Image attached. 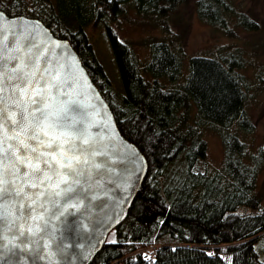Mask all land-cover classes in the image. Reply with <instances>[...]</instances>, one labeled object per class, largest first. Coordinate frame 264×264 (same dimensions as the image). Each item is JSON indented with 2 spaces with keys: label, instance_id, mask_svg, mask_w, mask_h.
Masks as SVG:
<instances>
[{
  "label": "trees",
  "instance_id": "obj_1",
  "mask_svg": "<svg viewBox=\"0 0 264 264\" xmlns=\"http://www.w3.org/2000/svg\"><path fill=\"white\" fill-rule=\"evenodd\" d=\"M186 1L0 0L9 15L40 19L70 41L121 132L148 160L128 216L91 264H264L254 248L264 237V204L257 191L264 144L253 152L244 140L254 123L246 110L250 86L238 72L242 55L192 56L184 76L185 54L174 44L177 38L154 43L151 58L141 65L110 23L129 8L168 21ZM198 14L226 36H233L229 17L247 31L258 28L225 0H199ZM99 23L106 25L121 88L108 77L88 34ZM258 83L264 86V77ZM210 130L224 144V163L217 168L207 160Z\"/></svg>",
  "mask_w": 264,
  "mask_h": 264
},
{
  "label": "snow or ice",
  "instance_id": "obj_2",
  "mask_svg": "<svg viewBox=\"0 0 264 264\" xmlns=\"http://www.w3.org/2000/svg\"><path fill=\"white\" fill-rule=\"evenodd\" d=\"M47 35L38 22L15 27L0 22V240L19 239L13 246L24 251H36L44 236L55 238L53 219L76 230L78 221L69 217L80 211L104 167L96 158L107 156L100 147L103 137L93 131L101 125L87 110L94 106L78 98L83 79L78 61L57 57L54 49L67 45ZM8 232L15 233L12 240Z\"/></svg>",
  "mask_w": 264,
  "mask_h": 264
},
{
  "label": "water",
  "instance_id": "obj_3",
  "mask_svg": "<svg viewBox=\"0 0 264 264\" xmlns=\"http://www.w3.org/2000/svg\"><path fill=\"white\" fill-rule=\"evenodd\" d=\"M0 13H3L0 22L8 27L21 23L34 25L38 22L42 29L48 30L46 39L67 45V48L54 49L55 54L57 57L63 56L65 60L74 58L78 61V68L82 70L80 74L83 76L77 87V91L82 93L78 98L84 105L94 106L87 110L92 112L93 121L101 125L93 131L99 132L103 137L100 147L107 153V156L96 158L104 167L94 176L92 188L85 194L87 198L82 197L80 211L76 212L75 217H69L70 221H78L76 230L69 232L61 224V220H51L50 227L57 228L55 238L44 236L36 251L15 248L13 245L19 244V239L14 240L13 244L0 240V244L4 245L0 249V254L3 255L0 264H91L107 242L109 234L128 216L147 174L148 160L139 147L121 132L111 106L69 40L57 37L40 19L25 15L11 16L1 8ZM71 70L70 67L69 71ZM105 124L108 127H104ZM6 235L12 240L15 233L8 232ZM61 242L63 248L59 247ZM36 247L29 245L30 249Z\"/></svg>",
  "mask_w": 264,
  "mask_h": 264
},
{
  "label": "rangeland",
  "instance_id": "obj_4",
  "mask_svg": "<svg viewBox=\"0 0 264 264\" xmlns=\"http://www.w3.org/2000/svg\"><path fill=\"white\" fill-rule=\"evenodd\" d=\"M225 1L235 12L245 13L255 20L258 24L257 30L247 31L229 17L233 36H226L224 30L199 16V0H187L181 4L169 17L167 16L168 21L129 8L117 21L110 23L120 38L134 48L137 61L141 65H145L151 58V46L154 43L177 38L174 44L176 47L182 45L185 54L184 76L188 73V64L192 56L218 57L231 51L240 53L243 68L238 72L242 74L244 82L250 86L247 88L246 110L254 123V132L244 135V140L248 148L255 152L264 144V122L257 123L258 118L264 114V86L258 83L259 77H264V0ZM88 34L94 45L95 54L108 77L116 87L121 88L120 72L106 32V25L99 23L96 28L91 26ZM184 76L176 85L184 80ZM161 82L167 87L171 85L164 78ZM194 111L192 112L195 114ZM205 139L208 144V162L213 168L221 167L224 163V144L221 135L217 131L210 130L206 132ZM257 191L264 204V170L258 177ZM254 248L259 259L264 262V237L256 242Z\"/></svg>",
  "mask_w": 264,
  "mask_h": 264
},
{
  "label": "bare ground",
  "instance_id": "obj_5",
  "mask_svg": "<svg viewBox=\"0 0 264 264\" xmlns=\"http://www.w3.org/2000/svg\"><path fill=\"white\" fill-rule=\"evenodd\" d=\"M191 109V108H190ZM191 117H192V115H191ZM191 119V118H190Z\"/></svg>",
  "mask_w": 264,
  "mask_h": 264
}]
</instances>
